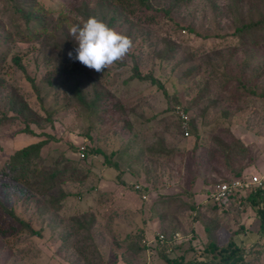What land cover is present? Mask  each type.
Returning a JSON list of instances; mask_svg holds the SVG:
<instances>
[{
    "label": "rangeland",
    "instance_id": "rangeland-1",
    "mask_svg": "<svg viewBox=\"0 0 264 264\" xmlns=\"http://www.w3.org/2000/svg\"><path fill=\"white\" fill-rule=\"evenodd\" d=\"M170 1L153 0L170 7L156 23L121 18L114 28L131 37L128 54L103 72L81 73L67 53L78 47L70 29L87 16L69 14L61 52L6 40L10 1L0 0V50L9 54L0 60V164L47 140L48 167L67 165L74 175L47 190L0 179V197L36 231L0 234V264H164L162 249L192 260L209 238L224 243L237 229L246 254L264 246L246 200L254 185L235 200L211 197L236 176L264 181V43L234 37L243 21L264 17V0ZM99 6L91 3L90 15L108 22L113 7ZM17 53L26 72L13 67ZM135 65L145 80L134 77ZM14 93L26 110L14 106ZM182 111L195 128L189 136ZM83 145L106 156L83 158ZM173 231L180 245L143 241Z\"/></svg>",
    "mask_w": 264,
    "mask_h": 264
},
{
    "label": "trees",
    "instance_id": "trees-1",
    "mask_svg": "<svg viewBox=\"0 0 264 264\" xmlns=\"http://www.w3.org/2000/svg\"><path fill=\"white\" fill-rule=\"evenodd\" d=\"M8 1H10V4L6 12L9 13L8 25L10 30L8 29L6 32V40L9 39V41L13 42H26L36 45H46L48 43L55 46L61 52L64 50V46L61 44L60 39H67V30H65L64 27L66 23L71 21L69 14H83L84 17H89L91 3L96 2L98 6L102 5L103 9L107 2L110 3L111 7H113V10L108 11V14L111 11L110 19L107 22L106 17L100 18L110 27H114L116 23L121 24V18L124 16L128 21L134 18L143 23H156L165 13L167 14V11H170V7L165 8L156 6L153 0H52V7L47 5L44 0ZM105 1L107 2L104 4L103 2ZM191 1L192 0H171L170 4L171 7L177 6L178 8L189 4ZM260 34L264 37V17L257 18V20L253 21H243L237 26L234 37L242 40V43L249 40L257 44L264 43V38L263 41L258 38ZM7 55L9 54H7L6 51L2 52L0 50V60H4ZM73 55H75V51H73ZM72 61L78 62L75 64V68L83 73L86 66L77 60ZM12 63L15 70L26 72V66L20 54L17 53L12 56ZM134 77L140 80H145L147 78V76L141 74L136 65L134 66ZM26 78L31 82L37 96L41 97L35 78L29 75H27ZM2 86L3 83L0 81V88ZM76 90L81 98L82 95L79 92L80 89L78 86ZM12 98L15 107H17V104H21L23 105V109H27L28 105L26 104L24 96L19 97V95L14 93ZM188 124L190 135L191 130L195 131V128L191 127V118L188 119ZM26 129L29 128L27 127ZM47 143V140H39L8 154L7 159L0 164V179H2V183H21L36 189L47 190L56 187L58 183L66 181L67 178L73 179L74 175L69 176L68 174L67 165L52 168L48 167V159L42 154V150ZM83 146L84 149L81 147L79 148V153L81 154L83 152L85 155L83 158L86 157V154L96 152L106 156L105 151L101 148L95 149L87 147L86 145ZM75 172L74 170L71 173L75 174ZM242 176H236L223 182H229L233 179L241 178ZM243 192L244 190L237 191L230 196L231 200H235ZM246 200L254 209L256 218L259 220V238L264 240V186L254 185L250 193L246 196ZM26 230L36 232L31 224H29L14 207L8 206L0 197V234H7L9 232L16 233ZM176 233L178 232L173 231L169 234H165L167 238V241L163 243L165 247H168L173 242L179 243L173 239V235ZM241 234H244V232L240 229L232 231L227 241L224 243L216 242L209 238L203 248L196 250L192 260H186L184 255L171 256L163 249L160 256L165 261L164 264H255V260H257L261 254H264V246L261 248L259 247L252 254H246V244H240L237 238V236ZM132 239L134 240V238ZM181 243L182 241L179 245ZM136 246L139 252L146 248V245L143 244ZM84 250L85 248H80V252ZM102 263L106 264L104 261H102Z\"/></svg>",
    "mask_w": 264,
    "mask_h": 264
},
{
    "label": "clouds",
    "instance_id": "clouds-1",
    "mask_svg": "<svg viewBox=\"0 0 264 264\" xmlns=\"http://www.w3.org/2000/svg\"><path fill=\"white\" fill-rule=\"evenodd\" d=\"M70 35L75 38L78 47L75 55L69 51L68 57L96 72H103L122 60L133 46L131 37L118 32L95 15L89 16L82 25H74Z\"/></svg>",
    "mask_w": 264,
    "mask_h": 264
},
{
    "label": "built area",
    "instance_id": "built-area-1",
    "mask_svg": "<svg viewBox=\"0 0 264 264\" xmlns=\"http://www.w3.org/2000/svg\"><path fill=\"white\" fill-rule=\"evenodd\" d=\"M182 115L181 117V128L182 131L184 133L185 136H189V124H188V116L187 114L182 111L181 112ZM82 149H84V146L81 147ZM81 157H84V153L82 152ZM264 183L263 181V177L261 175H255L252 176L251 178H236L233 179L232 181L229 182H221L219 184H217V186L212 190L211 192V197L213 200H215L216 203H221V202H225L227 200L230 199V196L233 195L234 193H236L237 191L240 190H247L248 188H250L253 185H260L262 186ZM139 187V186H137ZM158 238H154V240H150L148 238V240L144 239V243H146L147 245H150L154 242L160 241L161 243H164L167 241V238L165 236V234L160 233L157 236ZM180 236L178 233L173 235V239L174 241H178L177 239H179Z\"/></svg>",
    "mask_w": 264,
    "mask_h": 264
}]
</instances>
